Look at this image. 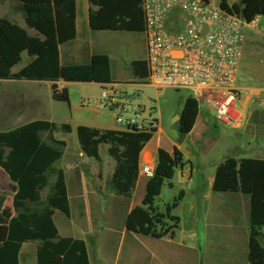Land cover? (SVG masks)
<instances>
[{"label": "trees", "instance_id": "16d2710c", "mask_svg": "<svg viewBox=\"0 0 264 264\" xmlns=\"http://www.w3.org/2000/svg\"><path fill=\"white\" fill-rule=\"evenodd\" d=\"M11 14L25 17L26 6L51 7L55 13L75 10L76 0H10ZM230 6L227 0H218L220 8L239 14L251 24L264 18V0H236ZM88 28L98 33H130L143 35L144 15L142 0H87ZM25 54L29 63L19 72L12 69L20 64ZM81 64H61L57 42L29 36L13 22L0 20V81L37 82L50 85L51 99L70 106L68 90L57 84H113L107 56L81 52ZM130 76L137 81L147 78L143 61L130 65ZM185 108L197 109V103L187 100ZM69 125L34 121L11 131L0 132V169L15 185L11 204L0 196V264H18L23 244L35 246L36 264H89L87 249L82 241L61 239L53 225L54 212L64 215L75 226L85 224L86 211L78 169L62 172L56 169L65 151L66 143L57 141V134L69 135ZM157 130L109 131L79 126L75 130L79 150L87 159L99 163V148L107 147V155L114 163L109 182L113 193L114 220L124 229L125 240L134 236L153 240L174 239L179 219L172 216L183 199L180 194L163 212L155 206L166 182L172 188L175 171L183 166L179 151L158 150L154 176L147 181L139 207L128 212L129 202L139 178V159ZM48 191L46 198L41 194ZM212 192L218 195H241L249 202L248 264H264V160L226 158L215 171ZM11 207L15 218L2 217V211ZM114 241V237L110 238ZM117 249H105L114 258Z\"/></svg>", "mask_w": 264, "mask_h": 264}, {"label": "crops", "instance_id": "0c3cea01", "mask_svg": "<svg viewBox=\"0 0 264 264\" xmlns=\"http://www.w3.org/2000/svg\"><path fill=\"white\" fill-rule=\"evenodd\" d=\"M3 4V8L5 6L6 11L3 15H0L1 21L12 22L8 18L11 17L15 21L14 23L25 30L26 33L31 31L29 30L31 27H33V29L37 28V23H33V26H30L28 22L32 19V16H40L43 7L26 6L25 17H22L20 15L11 14L12 3L10 0H4ZM46 9L52 12L54 17H56L57 24V27L54 26L56 27V32L54 30L53 33L47 34L46 39L57 42L61 64L65 62L81 64L83 61L81 52L84 47H88L90 54L95 53L100 55L93 44V37L95 36L88 28L89 6L87 0H76L75 10L72 11L55 13L52 11L51 7H47ZM260 20H264V18H258L255 21ZM23 22H26V28L21 26ZM34 31L35 30H33V32ZM33 34L34 36H38V33ZM252 37H254L253 33L249 32L246 35L244 57L240 64L239 86L245 89H264V86L253 87L241 77L242 74H244L247 77L254 78L258 74L262 81H264V60H261L264 59V53L257 51L256 46L252 44ZM260 55H262L263 58H261ZM137 61H141V59ZM109 62L113 84H116L120 76L112 71L110 59ZM249 71H251V74H249ZM5 83L26 84L22 90L28 92L32 91V88H26L28 84H38L37 82ZM76 85L85 84H66L64 82H59L57 84L59 89H66L68 92L70 86ZM89 86L98 89L99 92L88 100V105H86L85 101H81L82 99L75 103L72 100V96H70V106L68 107L62 104L66 111V116L64 115L61 120L55 121L57 125L66 124L72 129L69 135L57 134L54 136L57 141L66 143V151L60 162L57 163L60 169H57L62 172H70L74 169L79 170L86 211L85 224L82 228L75 226L61 213L54 212L52 222L58 237L61 239H73L84 242L87 249L89 264H91L89 249H99L100 252H102L103 249L104 254L105 249H117V255L120 249H143L150 254L151 264H248L249 202L247 198L241 195H218L213 193L212 185L214 175L219 164L213 166L211 171L206 172L200 158L195 161L196 163L194 164H191L190 161L187 162L185 160L187 157L182 154L179 147L174 149L181 153L183 157V166L178 168L174 173L173 180L171 181L172 190L174 188L173 184L176 181V184L183 183L186 186V191H193L191 193L184 192L182 201L175 209V211L180 209L182 211V216H175L173 214L174 212H172L173 217L178 218L180 221L178 229L174 232V239L170 240L165 238L162 240H151L150 238L134 236L132 241L125 240L124 229L117 225L112 214V199L114 196L109 187V182L114 170L113 161L103 160L100 155L102 147L99 148V163L87 159L79 150L77 138L76 141L74 139L76 128L85 125L71 124L72 118L79 115L80 111H87L89 113L88 120L84 127L96 130L125 132L124 127L116 124L114 115L98 105L102 90L105 89L106 86L94 84H89ZM128 86V90L134 87ZM196 123L195 125L198 126L199 124ZM201 126H203L204 129L207 127L204 126V122L201 123ZM250 126H252V124ZM185 139H187V137ZM153 140L154 136L140 154L139 178L129 202L128 212L141 205L145 193L148 179L142 176V167L145 165L156 167L158 150L165 151L160 144L152 147L151 142ZM166 152L172 153L169 151ZM236 152L238 154L233 158L235 160H264V158L251 155V151H247V149H244L242 146L237 149ZM253 152L255 153V151ZM247 154L251 155L250 158H244ZM261 154L262 153H260V155ZM199 155H204V153L200 151ZM66 156L71 157L70 159L72 162L70 164L63 163ZM198 165H201V167H198ZM194 171H196V174ZM196 178L204 181L199 183L196 181ZM14 188L15 185L0 169V196L5 198L9 204L12 203L16 194ZM45 192V197L43 193L41 194V200L43 201L48 194V191ZM86 194L89 198L88 200L91 201L89 205L88 200L85 199ZM90 206L94 207L93 209L96 208L93 214L90 213ZM2 217L11 220L15 218V212H13L11 207H8L2 211ZM112 237H114V241L110 239ZM261 246L264 249L263 243H261ZM151 249L162 250H159L158 254H156L154 251L152 252ZM25 252L28 256V264H36L35 246L32 244H23L21 246L18 264H24L23 256Z\"/></svg>", "mask_w": 264, "mask_h": 264}, {"label": "built area", "instance_id": "2783aa9c", "mask_svg": "<svg viewBox=\"0 0 264 264\" xmlns=\"http://www.w3.org/2000/svg\"><path fill=\"white\" fill-rule=\"evenodd\" d=\"M141 8L147 78L131 90L126 84L106 86L98 103L117 125L125 131L155 129L139 101L145 87L187 92L208 107L216 125L238 133L264 115V89L239 86L246 30H256L259 21L247 24L216 0H142ZM253 34L264 49V25ZM154 172L151 165L141 169L148 180Z\"/></svg>", "mask_w": 264, "mask_h": 264}, {"label": "rangeland", "instance_id": "374dc122", "mask_svg": "<svg viewBox=\"0 0 264 264\" xmlns=\"http://www.w3.org/2000/svg\"><path fill=\"white\" fill-rule=\"evenodd\" d=\"M3 1L4 0H0V15H3L6 11L5 6L3 8ZM204 1L215 3V0ZM227 2L230 6L238 5L236 0H227ZM46 8L47 7L43 6L41 15L32 16V19L29 20L28 25L30 26H33V23L38 24L37 28L33 29V27H31V29H29L31 30L27 32L29 36L46 40L47 34L53 33L54 30L56 32V17H54L52 12L47 11ZM8 18L13 23L15 22L11 17ZM261 25H264V20L258 22L256 30L251 28L250 30L247 29V34L249 32L255 33L260 31ZM21 26H27L26 22H23V24L21 23ZM33 30L35 31L33 32ZM33 33H38V36H34ZM94 36L93 44L96 50L100 55H105L111 60L112 71L120 76L116 84H126L130 86L138 85L139 81L134 80L130 76V65L134 61L139 59L143 61L145 58L143 35L104 32L95 34ZM252 39V44L256 46L257 51L264 53V49L260 42L255 37H252ZM85 48L88 47H84V49ZM260 56L263 58L262 55ZM28 63V57L23 54L20 64L12 69L11 73L15 74L19 72L22 68L27 66ZM249 74H251V71H249ZM241 77L253 87L264 86V81H262L258 74L254 78L247 77L244 74H242ZM25 85L26 84H8L0 82V132L11 131L34 121L55 123V121L61 120L64 115L66 116V111L63 108L64 106L55 103L51 99L49 84H28L26 88H32L31 92L22 90ZM97 92H99L98 89L89 85L69 87V95L72 96L73 102L76 103L82 99L81 101H85L86 105H88V100L93 98ZM187 100H190V95L184 91L176 92L173 90H162L158 92L149 87L139 90V101L145 109L144 117L153 120L155 129H158L157 134L154 135V140L151 142L152 147L160 144L165 151L169 152L179 147L182 154L187 157V159H185L187 162L190 161L191 164H194L196 163L195 161L200 158L206 172L211 171L213 166L220 164L226 158H235L238 154L236 151L241 146L247 149V151H251V155L264 158V115L256 116L252 126L244 132L238 133L229 128L216 125L210 110L203 103H199L195 110L186 109L185 103ZM88 117L89 113L87 111H80L79 115L72 118L71 124L86 125ZM202 122H204L205 127L207 126L206 129L201 126ZM195 123L199 125L196 126ZM182 137L183 140L181 141ZM186 137L187 139H185ZM74 139L76 141V135ZM101 149L100 155L103 160L112 161L107 155V147L102 146ZM200 151H202L204 155L200 156ZM253 151H255V153ZM260 153L262 154L260 155ZM251 155L247 154L244 158H250ZM70 158V156H66L63 163L70 164L72 162ZM198 167H201V165H198ZM57 168L60 169L59 165L56 166V169ZM194 172L196 174V171ZM196 181L200 183L204 180L196 178ZM173 185L174 188L172 190L165 182L159 198L155 201V206L158 207L161 212L164 211L167 205H171L180 194L184 192L191 193L193 191H186V186L183 183L176 184L175 181ZM45 195L46 192L44 191L43 196L45 197ZM85 199H89L87 194ZM89 203H91L90 200H88V205ZM93 208L92 206L89 208L91 214L96 211V208ZM173 212L175 216H182V211L180 209L176 211L174 209ZM261 243L264 245V240ZM159 250L162 249H151V251H154L156 254H158ZM26 252L23 256L24 264H28ZM89 259L91 264L152 263L150 254L143 249H120L118 255L116 254L114 258H109L105 255L103 249L102 252H100L99 249H89Z\"/></svg>", "mask_w": 264, "mask_h": 264}, {"label": "water", "instance_id": "95a60500", "mask_svg": "<svg viewBox=\"0 0 264 264\" xmlns=\"http://www.w3.org/2000/svg\"><path fill=\"white\" fill-rule=\"evenodd\" d=\"M183 140V137H182V139H181V141Z\"/></svg>", "mask_w": 264, "mask_h": 264}]
</instances>
